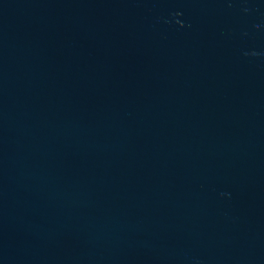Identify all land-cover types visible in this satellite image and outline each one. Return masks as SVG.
<instances>
[{"label":"water","instance_id":"1","mask_svg":"<svg viewBox=\"0 0 264 264\" xmlns=\"http://www.w3.org/2000/svg\"><path fill=\"white\" fill-rule=\"evenodd\" d=\"M0 264H264V0H0Z\"/></svg>","mask_w":264,"mask_h":264}]
</instances>
